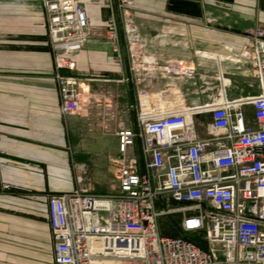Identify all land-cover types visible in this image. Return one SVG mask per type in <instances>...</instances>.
<instances>
[{
    "label": "crops",
    "instance_id": "obj_1",
    "mask_svg": "<svg viewBox=\"0 0 264 264\" xmlns=\"http://www.w3.org/2000/svg\"><path fill=\"white\" fill-rule=\"evenodd\" d=\"M199 3V15L189 16L169 11L167 0H134L127 11L117 0H91L86 3L89 39L68 56L70 67L57 69L41 0H0V264H53L48 197L78 188V165L86 167L83 185L92 192L119 190L123 155L117 131L138 128L140 86L191 87L190 104L206 103L216 95L245 101L262 92L253 62L259 43L246 32L264 30V0ZM112 18L119 25L121 61L109 39ZM124 41L133 52L144 47L152 62L169 63L165 66L180 73L153 66L162 70V77L146 80L137 73L130 81L123 64ZM56 73L79 77V113H62ZM127 109L130 117L125 119ZM244 110L252 121L253 106L245 104ZM193 118L198 131L208 137L209 150L218 142L228 144L213 126L210 112ZM105 134L116 138L118 147L106 146ZM129 156L144 168L140 138Z\"/></svg>",
    "mask_w": 264,
    "mask_h": 264
},
{
    "label": "built area",
    "instance_id": "obj_2",
    "mask_svg": "<svg viewBox=\"0 0 264 264\" xmlns=\"http://www.w3.org/2000/svg\"><path fill=\"white\" fill-rule=\"evenodd\" d=\"M90 1L41 0L57 69L70 67L68 56L89 39ZM117 3L122 11L134 6V0ZM246 33L259 43L253 62L262 92L245 101L216 95L206 103L190 104L191 87L140 86L135 105L138 128L117 131L123 155L119 190L92 192L83 185L86 167L78 165V188L48 197L53 264H264V30ZM108 34L121 61L114 18L108 21ZM164 71L180 73L169 66ZM55 78L62 113H79V77L56 73ZM245 104L253 106L252 121ZM203 111L211 113L213 126L228 144L218 142L209 150V139L193 118ZM139 138L144 168L129 156ZM173 214L181 215L183 232L201 235L204 246L163 232L162 221Z\"/></svg>",
    "mask_w": 264,
    "mask_h": 264
},
{
    "label": "rangeland",
    "instance_id": "obj_3",
    "mask_svg": "<svg viewBox=\"0 0 264 264\" xmlns=\"http://www.w3.org/2000/svg\"><path fill=\"white\" fill-rule=\"evenodd\" d=\"M127 35H129V33L126 31V36ZM124 42L126 45H124V47H123L124 48V55H125V60L123 61V64H124V69L126 70V74H127V76H129L128 79L130 81L137 73L140 74L146 80L155 79V77H158V76L162 77V75H163L162 70L161 69L155 70V68H153V66L160 68L162 66L168 65L169 63L152 62L150 59L147 58V57H149V55L146 56V53L144 52V47H139L133 52V50L130 49V46H127L128 42H126V41H124ZM146 68H147V70H145ZM151 68H152V70H151ZM134 95H135V93L131 94L132 101H129V104H131L133 102ZM107 96H110L111 98H114L115 100H117V98L119 97L118 95H115V96L112 95L111 96L109 94ZM125 96H128V94H126ZM88 97H89V95H88ZM110 102L113 103L112 100ZM123 103L125 106L128 105L127 100H123ZM132 112L134 113L133 110H132ZM123 117L125 119H128L130 117V109L126 110V113H124ZM103 139H104V143L106 146L118 147V140L116 138L112 137L111 135L105 134L103 136ZM180 221H181V215H179V214L170 215L168 218H165L162 221V225H163L162 230L166 226L165 223H170L171 229L168 230L169 232H175L174 230L180 229V233L182 234L180 236L191 235L192 233H185L181 230V227L179 228V222ZM196 240L198 242H200L199 240H201V235H200L199 239H196ZM200 243H202V242H200ZM108 264H120V263L110 261V262H108Z\"/></svg>",
    "mask_w": 264,
    "mask_h": 264
},
{
    "label": "trees",
    "instance_id": "obj_4",
    "mask_svg": "<svg viewBox=\"0 0 264 264\" xmlns=\"http://www.w3.org/2000/svg\"><path fill=\"white\" fill-rule=\"evenodd\" d=\"M167 9L169 11L175 13H183L189 16H198L200 11V3L199 0H167ZM171 221V220H170ZM172 222V221H171ZM165 227L163 232L170 236H180L182 235L179 230H174L175 232H169L168 230L171 229L170 223H165ZM166 231V232H165ZM186 238L194 240L198 242L196 239H199V233H192L191 235H183ZM196 238V239H195ZM200 241V240H199ZM201 242V241H200ZM198 242L201 246H204L202 243Z\"/></svg>",
    "mask_w": 264,
    "mask_h": 264
}]
</instances>
